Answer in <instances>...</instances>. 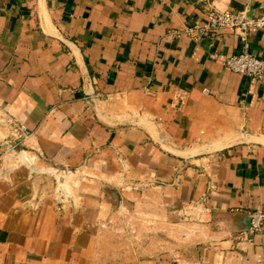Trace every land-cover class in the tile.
Returning <instances> with one entry per match:
<instances>
[{"label": "crops", "instance_id": "1", "mask_svg": "<svg viewBox=\"0 0 264 264\" xmlns=\"http://www.w3.org/2000/svg\"><path fill=\"white\" fill-rule=\"evenodd\" d=\"M211 13L264 0H0V264H264V76Z\"/></svg>", "mask_w": 264, "mask_h": 264}, {"label": "built area", "instance_id": "2", "mask_svg": "<svg viewBox=\"0 0 264 264\" xmlns=\"http://www.w3.org/2000/svg\"><path fill=\"white\" fill-rule=\"evenodd\" d=\"M259 29H264V16L248 21L244 13H211L206 26L197 25L190 29L189 33L204 32L213 35L223 30H231L241 39L242 47L239 52L232 56L218 55V59L231 72L260 80L264 76V58L252 54L249 43V35ZM92 97L97 98V96ZM2 122V127L8 131L6 136L0 132V173L5 174L6 170L15 169L27 162L26 152L22 150V147L28 133L23 125L16 124L10 118L4 117ZM63 190L61 186L58 187V194L63 195L65 193ZM251 218V232L260 233L264 229V212L257 210Z\"/></svg>", "mask_w": 264, "mask_h": 264}, {"label": "water", "instance_id": "3", "mask_svg": "<svg viewBox=\"0 0 264 264\" xmlns=\"http://www.w3.org/2000/svg\"><path fill=\"white\" fill-rule=\"evenodd\" d=\"M246 227H245V231H247L249 228H250V225H251V219H248V221H246Z\"/></svg>", "mask_w": 264, "mask_h": 264}, {"label": "rangeland", "instance_id": "4", "mask_svg": "<svg viewBox=\"0 0 264 264\" xmlns=\"http://www.w3.org/2000/svg\"><path fill=\"white\" fill-rule=\"evenodd\" d=\"M1 126V125H0ZM1 132V131H0ZM131 230V229H130ZM142 230V229H141Z\"/></svg>", "mask_w": 264, "mask_h": 264}]
</instances>
